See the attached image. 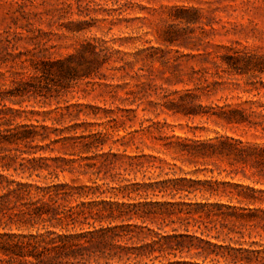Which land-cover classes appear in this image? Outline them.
I'll return each mask as SVG.
<instances>
[{
    "label": "rangeland",
    "instance_id": "obj_1",
    "mask_svg": "<svg viewBox=\"0 0 264 264\" xmlns=\"http://www.w3.org/2000/svg\"><path fill=\"white\" fill-rule=\"evenodd\" d=\"M23 126L36 127L33 142L4 141ZM218 137L264 147V0H0V157L41 158L72 187L105 189L112 160L131 182L174 174L264 191V170L175 145ZM152 157L162 169H149ZM18 162L0 160V174L26 180ZM181 257L168 258L196 262Z\"/></svg>",
    "mask_w": 264,
    "mask_h": 264
},
{
    "label": "trees",
    "instance_id": "obj_2",
    "mask_svg": "<svg viewBox=\"0 0 264 264\" xmlns=\"http://www.w3.org/2000/svg\"><path fill=\"white\" fill-rule=\"evenodd\" d=\"M37 135L36 127L23 126L4 141L33 142ZM104 137L99 133L90 139L101 141ZM175 145L187 158L225 160L241 171L264 170V147L233 138L175 141ZM21 155L0 157L10 162L19 159V169L28 173L24 181L0 174V264H154L155 260L161 263L160 258L182 259L183 254L196 262L168 258L162 264H264L262 190L213 177L174 174L161 181L131 182L121 178L120 170L108 167L112 160L105 166L104 173L111 176L110 182L103 184L105 189L98 185L72 187L55 183L57 172L43 166V159ZM128 160L131 168L139 167L137 172L144 173L136 158ZM151 161L159 164H150L149 169H162L163 161L155 157ZM1 167L5 171L9 164ZM43 169L47 174L33 180V176L41 178ZM47 178L51 182H42ZM107 192L111 195L102 196ZM159 193L172 201L148 200ZM119 194L122 199L135 195L143 201L121 200ZM223 198L228 201L223 203ZM171 225L175 227L163 231Z\"/></svg>",
    "mask_w": 264,
    "mask_h": 264
}]
</instances>
